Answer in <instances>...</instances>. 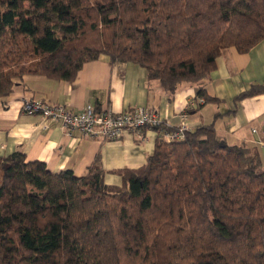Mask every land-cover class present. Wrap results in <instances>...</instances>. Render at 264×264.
<instances>
[{
    "label": "trees",
    "instance_id": "1",
    "mask_svg": "<svg viewBox=\"0 0 264 264\" xmlns=\"http://www.w3.org/2000/svg\"><path fill=\"white\" fill-rule=\"evenodd\" d=\"M262 40L264 0H0V100L25 75L70 81L100 56L173 94L208 79L228 48ZM262 92L264 81L233 101ZM109 172L121 185L97 158L76 176L21 151L0 157V264H264L256 145L230 144L212 122L157 136L141 167Z\"/></svg>",
    "mask_w": 264,
    "mask_h": 264
},
{
    "label": "crops",
    "instance_id": "2",
    "mask_svg": "<svg viewBox=\"0 0 264 264\" xmlns=\"http://www.w3.org/2000/svg\"><path fill=\"white\" fill-rule=\"evenodd\" d=\"M263 81L264 40L245 53L228 48L215 59L208 79L199 84L182 83L173 94L156 80L147 79L139 65L110 62L106 56L86 62L70 81L25 75L22 83L0 100V157L21 151L28 161L44 162L53 172L72 169L76 176L86 174L97 158L107 171L104 182L121 185V177L109 171L139 168L154 149L158 132L153 129L124 132L115 140L85 139L78 130L67 132L58 121L21 112L23 98L39 97L73 110L90 104L97 110L110 108L120 113L146 106L171 126L186 112L184 122L190 130L213 122L216 132L230 144L256 145L264 166V147L256 143L258 133L251 132L264 126V92L233 101L240 92ZM200 86L222 102L202 103L196 95ZM217 113L221 115L214 118Z\"/></svg>",
    "mask_w": 264,
    "mask_h": 264
},
{
    "label": "built area",
    "instance_id": "3",
    "mask_svg": "<svg viewBox=\"0 0 264 264\" xmlns=\"http://www.w3.org/2000/svg\"><path fill=\"white\" fill-rule=\"evenodd\" d=\"M20 109L25 114H38L45 120L58 121L69 133L78 130L85 139L115 140L124 132L156 128L158 136L171 142L183 139L190 130L184 122L186 112H183L180 120L171 126L166 118L146 106H136L120 113H114L110 108L97 110L90 104L82 109L73 110L63 104L47 103L42 98L30 97L22 99ZM251 132L258 133L256 143L264 147V126L259 130L252 128Z\"/></svg>",
    "mask_w": 264,
    "mask_h": 264
}]
</instances>
